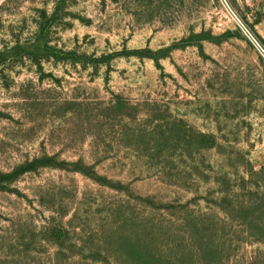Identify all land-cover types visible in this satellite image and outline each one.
I'll return each instance as SVG.
<instances>
[{"label": "rangeland", "instance_id": "374dc122", "mask_svg": "<svg viewBox=\"0 0 264 264\" xmlns=\"http://www.w3.org/2000/svg\"><path fill=\"white\" fill-rule=\"evenodd\" d=\"M264 0H0V264H264Z\"/></svg>", "mask_w": 264, "mask_h": 264}, {"label": "trees", "instance_id": "16d2710c", "mask_svg": "<svg viewBox=\"0 0 264 264\" xmlns=\"http://www.w3.org/2000/svg\"><path fill=\"white\" fill-rule=\"evenodd\" d=\"M66 0H61L62 3H64Z\"/></svg>", "mask_w": 264, "mask_h": 264}, {"label": "built area", "instance_id": "2783aa9c", "mask_svg": "<svg viewBox=\"0 0 264 264\" xmlns=\"http://www.w3.org/2000/svg\"><path fill=\"white\" fill-rule=\"evenodd\" d=\"M264 53V52H263Z\"/></svg>", "mask_w": 264, "mask_h": 264}]
</instances>
